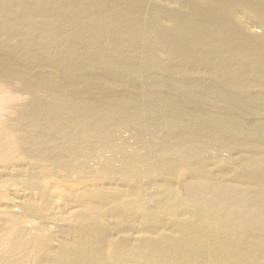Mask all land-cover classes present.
Returning a JSON list of instances; mask_svg holds the SVG:
<instances>
[{"label": "bare ground", "instance_id": "6f19581e", "mask_svg": "<svg viewBox=\"0 0 264 264\" xmlns=\"http://www.w3.org/2000/svg\"><path fill=\"white\" fill-rule=\"evenodd\" d=\"M0 264H264V0H0Z\"/></svg>", "mask_w": 264, "mask_h": 264}]
</instances>
